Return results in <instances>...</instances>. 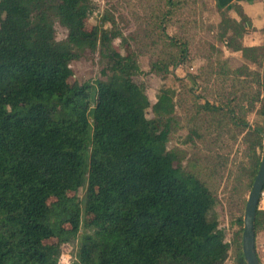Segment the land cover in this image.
I'll return each instance as SVG.
<instances>
[{
  "label": "trees",
  "instance_id": "trees-1",
  "mask_svg": "<svg viewBox=\"0 0 264 264\" xmlns=\"http://www.w3.org/2000/svg\"><path fill=\"white\" fill-rule=\"evenodd\" d=\"M203 1L139 0L151 74L164 80L203 60L187 73L191 87L176 79L177 90L161 86L150 103L134 81L139 55L113 46L138 37L109 18L86 30L88 0H0V264H62L71 243L69 264H224L229 253L230 264H246L242 216L264 132V42L243 46L248 20L230 5L239 21L220 14L217 45L194 43L188 18ZM171 26L180 31L169 36ZM96 51L101 77L69 84L71 64ZM180 131L194 153L170 147ZM224 178L230 243L215 211ZM259 231L258 202L255 238Z\"/></svg>",
  "mask_w": 264,
  "mask_h": 264
},
{
  "label": "rangeland",
  "instance_id": "rangeland-1",
  "mask_svg": "<svg viewBox=\"0 0 264 264\" xmlns=\"http://www.w3.org/2000/svg\"><path fill=\"white\" fill-rule=\"evenodd\" d=\"M92 5V14L88 18L86 22L85 28L86 30H90L92 27L96 25H100L102 18L114 21V27L116 30L120 31L124 37H127L130 34H136L138 37L137 42H133L129 40L128 45L124 46L121 45L119 40H115L113 42V46L122 54L126 55L130 51L135 52L138 54V60L140 63L141 73L134 78V81L144 85L146 95L150 101V103L155 102V96L157 94L158 89L161 86L170 87L173 89L178 88V84L176 79H182L185 81L186 85L191 87L193 84L190 79L187 77V73L192 71L195 72L197 67H199L202 63V59L196 58L190 65L192 66V71L188 68L189 65H186L184 68H180L177 66L173 69H170V75L165 78L164 80L160 79L158 76L151 74L149 71V58L148 54L146 53L147 48L144 47L145 41L139 38L140 30L144 25L145 21V14L143 13V9L139 4V0H88ZM199 2L198 5L194 7L195 9V16L188 18V23L195 21L196 26L192 30V35L195 33L192 40L194 43L197 41L200 45L201 42H210L216 44L214 39L215 37V29L216 25L220 19V13L212 8V4L209 0H204ZM214 10V11H213ZM226 13V12H224ZM104 27L109 28V22L103 23ZM56 31V37L58 40L64 39L66 33L63 28L59 25H54ZM195 30V31H194ZM167 34L169 36L176 34L179 32L175 26H171L167 28ZM195 44V46L197 45ZM223 49V47H221ZM225 50V49H224ZM193 48H190V56L189 58L193 57ZM225 55L226 50H225ZM230 60H232L233 64L239 63V56H228ZM103 67V63L100 61L98 52L95 53H88L86 52L83 57L77 61L73 62L70 66L73 76L68 80L69 84L72 83H84L89 82L93 83L96 79L100 78V71ZM193 72V73H194ZM198 91H196L197 94ZM188 104V103H186ZM177 117L183 116L182 109L180 105L176 106ZM254 116L249 118V125L253 128L254 125ZM171 142L170 147H175L180 153V147L184 150L190 151L194 153V150L190 148L189 144H183L182 141L185 137V131L178 132ZM262 149V146H261ZM235 150V148H233ZM233 152V151H232ZM261 156V151L259 152ZM228 170V169H227ZM221 184L218 186L217 189V199L218 204L215 207V211L218 217V221L220 222L219 228L225 232L226 241L229 243L231 242V235L235 230V227L230 224V214H229V206L227 204V196L229 193L228 188L225 187V178L222 180ZM249 192V191H248ZM244 197L246 200L247 194ZM78 196H81V192H79ZM260 208L264 210V197L259 198ZM264 231H259L256 234L255 238V249L258 257L260 258L261 262L264 263ZM48 244L55 243L53 240L46 241ZM76 253V243H71L67 245H63L61 248V256L60 262L62 264H69L74 260ZM230 253L228 254V258L224 264H230Z\"/></svg>",
  "mask_w": 264,
  "mask_h": 264
},
{
  "label": "water",
  "instance_id": "water-1",
  "mask_svg": "<svg viewBox=\"0 0 264 264\" xmlns=\"http://www.w3.org/2000/svg\"><path fill=\"white\" fill-rule=\"evenodd\" d=\"M259 166L245 200L242 216L241 251L246 264H260L255 249L254 221L260 194L264 186V132Z\"/></svg>",
  "mask_w": 264,
  "mask_h": 264
},
{
  "label": "crops",
  "instance_id": "crops-1",
  "mask_svg": "<svg viewBox=\"0 0 264 264\" xmlns=\"http://www.w3.org/2000/svg\"><path fill=\"white\" fill-rule=\"evenodd\" d=\"M209 2L212 4V8L220 14L228 12L230 18L236 21H239V18L234 11L229 10V7L230 5H237L240 7L244 16L248 20V24H246V26H249V30L244 35L242 40L243 46L253 47L264 42V0H209ZM226 54V57L239 55L237 53H229L227 51Z\"/></svg>",
  "mask_w": 264,
  "mask_h": 264
},
{
  "label": "built area",
  "instance_id": "built-area-1",
  "mask_svg": "<svg viewBox=\"0 0 264 264\" xmlns=\"http://www.w3.org/2000/svg\"><path fill=\"white\" fill-rule=\"evenodd\" d=\"M181 68V66H180ZM264 197V190H262L261 194H260V198Z\"/></svg>",
  "mask_w": 264,
  "mask_h": 264
}]
</instances>
